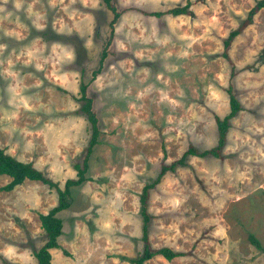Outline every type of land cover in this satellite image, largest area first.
<instances>
[{
  "label": "rangeland",
  "instance_id": "rangeland-1",
  "mask_svg": "<svg viewBox=\"0 0 264 264\" xmlns=\"http://www.w3.org/2000/svg\"><path fill=\"white\" fill-rule=\"evenodd\" d=\"M258 0H0V148L63 188L98 120L86 180L59 212L51 264H131L141 250L139 195L162 165L217 142L215 117L241 111L215 158L187 157L150 190L149 241L184 256L146 264H264V8L222 56ZM189 3L187 15L160 17ZM107 57L97 76L102 50ZM9 178L0 175V188ZM57 192L38 181L0 190V264H36L39 215Z\"/></svg>",
  "mask_w": 264,
  "mask_h": 264
},
{
  "label": "trees",
  "instance_id": "trees-1",
  "mask_svg": "<svg viewBox=\"0 0 264 264\" xmlns=\"http://www.w3.org/2000/svg\"><path fill=\"white\" fill-rule=\"evenodd\" d=\"M106 8L112 13V19L109 23L111 27V32L113 31V26L117 22L120 14L116 8L111 4V0H103ZM190 4L186 3L183 7H176L167 10L166 12H151L150 15L160 17L163 14H170L173 16L187 15L189 13L188 8ZM264 8V0H258L255 6L248 12L247 17L243 20L239 28L232 30L228 37L223 41V53L222 56L227 58L226 51L233 41V39L241 33L244 27L250 24L253 20L255 13ZM105 47L102 50L101 57L99 60L98 68L93 72V78L97 76V73L102 67L104 59L107 57V51ZM87 84L83 82L79 86V101L81 102L80 111L85 115L86 119L91 125L90 138L88 141L86 155L82 159L81 165H74L76 171V179L66 180L62 189L58 187V184L52 182L48 179L41 171L36 169L31 163L21 162L16 160L5 150L0 148V175L7 176L9 181L0 188V190L5 192H10L14 190L17 186L21 185L24 181H38L49 188L55 189L57 192V204L52 207L46 214L39 215L40 227L45 234V241L43 245L35 252L33 256L36 260V264H51V253L53 249H58V238L62 234V221L57 216L59 212L67 209L70 206L69 196L71 188L80 186L86 180L85 172L88 168V158L91 154L93 147L97 144V138L99 135L98 120L92 111V99L86 96ZM228 101H229V111L222 117H215V124L217 129V142L216 145L208 150L201 152L196 151L194 148L189 147L177 160L169 165H162L156 178L149 184L145 185L139 195V214L141 218V236L140 240L142 243V250L136 258L129 259L131 264H146L149 260L156 256H160L167 261H171L174 258L184 256L186 253L175 252L166 247H161L158 249L152 248L148 229L151 220L150 215L147 212L148 199L150 190H152L161 180V178L168 171H174L177 166H182L185 164L187 157H207L212 156L217 158L226 143V137L228 129L230 128V121L237 116L241 111V105L236 98L231 87L227 88ZM249 243L264 255V248L261 246L260 242L252 234L248 235ZM9 264V263H6Z\"/></svg>",
  "mask_w": 264,
  "mask_h": 264
}]
</instances>
